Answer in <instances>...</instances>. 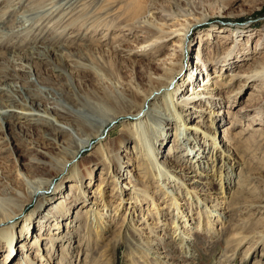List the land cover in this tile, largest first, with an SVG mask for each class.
I'll return each instance as SVG.
<instances>
[{
    "label": "bare ground",
    "instance_id": "1",
    "mask_svg": "<svg viewBox=\"0 0 264 264\" xmlns=\"http://www.w3.org/2000/svg\"><path fill=\"white\" fill-rule=\"evenodd\" d=\"M71 1L67 0L64 6L63 3L59 4L60 6H54H57V11L59 9L61 11L74 10L80 0L70 3ZM101 1L106 2V0H89L85 6L88 7L90 3ZM122 1L108 0L104 11L100 9L97 12L96 10L97 14L94 18L97 22L93 23L97 24L99 19H111L115 16L119 20L123 18L114 28L121 27V30L127 29L132 33L148 34L150 37L148 41H151V43L149 42L150 46L158 45L156 53L161 50L158 48L163 42L171 40L173 37L178 38V41L174 42V47L170 48L173 53L168 54L167 59L158 60L162 64L163 75H152L149 81L151 86L149 92H146L139 84L121 86L118 91L126 99L122 104L117 101L118 95L110 85L93 93L85 94L82 87L83 79L79 77V74L67 71L62 63L64 57L60 52L61 47H56L51 42L45 47L30 51V53L14 52L9 56L1 55V58L4 59L2 64H7L8 67L0 72V145H3L0 151L11 152L15 163L18 164L17 176L19 177L18 185L7 184L0 189V251H8L6 262L15 257L19 251L29 252L27 240L31 237L34 238L31 247L35 244L34 248L40 251H45L43 247H40L44 241L51 243L52 249L57 248L55 245L58 247L61 245L62 250H66V248L70 250L69 245L73 244L77 235L74 229L79 221L78 217H75V220L69 219L72 209L77 210L78 214L83 212L87 223H92V220L95 219L98 229L103 232H112L113 229H117L113 219L120 215L119 211L125 209L126 204L130 205L128 222L124 225L126 241L133 243L135 242V240L133 241L134 236L143 237L147 231H153L155 227L151 226L158 224L154 222L155 220L160 221L161 226L167 225L165 222L167 218L165 220L163 218L167 217V214L172 216L170 212L172 209L175 212L173 218L175 225L172 227V229H176L174 234L169 235L167 227L162 229L160 226H156V229L160 228L162 232L167 230L164 232L170 242L164 238L166 245L164 243L162 247L155 239L156 235L148 236L145 239H151V241H145V244L149 245L147 252L158 254L154 255V258L158 259L155 263L163 259L161 256V253L165 252L163 249L168 252L171 244L182 242L181 249L190 253L193 245L189 242V234L186 233V230H195L197 227H193L196 223L192 222L195 220L193 217L195 208L200 204L209 206L208 203L215 200L216 205L209 207L212 211L218 212L223 208L218 204L219 200L225 198L232 190L227 185L228 173L225 171L228 158L223 156V154H227L231 140L229 139L230 126H225L226 130L223 131L222 137L217 134L215 136L214 133L221 130L220 125H223L225 119L231 115L229 111H223L222 108L229 107V104L235 101L234 98L242 95L251 87L254 90L250 93L247 104L241 111L245 115L254 110L262 113L261 110L264 108V31L258 37L256 45L252 47L250 34L229 29L219 33L217 29H211L208 38L211 39L215 36L212 34L219 33L215 41L217 49L206 54L203 52V46L200 45L193 60V66L189 68L187 76L178 83V78L185 67L184 61L190 32L198 25L206 24L209 20V18L195 19L196 21L191 23V20H183L190 15L191 9L200 6L197 5V0H181L180 3L171 0V5H174L176 12L163 9L154 0L149 1L148 4L146 2L147 7L141 0H135V5H138V14L132 16L133 19L131 15L135 13L128 15L126 12L120 11L123 7ZM212 1L213 6H219L220 16L229 10V7L225 5V0ZM238 1L229 0V4L233 5ZM260 3H264V1L261 0ZM145 8L148 9L146 12L148 16L142 18V11ZM92 9L94 8L92 7ZM157 14L161 19H157L155 16ZM62 15L64 16L65 13ZM180 21L182 23H178ZM243 41H245L244 44L241 43ZM202 42L205 41L201 40L199 44ZM120 49L124 48L120 47ZM130 54H135V52L132 51ZM35 60L50 65L53 70L58 71L59 75H63L67 79V89L62 92L68 95L64 100L68 107H63L64 111L58 110L56 115L58 118L52 117L48 109L43 107L41 102H37L39 99L43 100L40 93L30 96L25 94L28 97L25 98L16 84L6 82L7 80L22 79L17 74L18 71L32 72L37 66ZM247 60L249 61L246 66L240 67L231 76L219 80L221 75H217V69L222 72L225 68L224 72L226 73L227 70L235 68ZM176 63L177 67H175ZM188 66H191V63ZM213 75L216 77H212ZM205 78H207L206 81ZM75 82L79 85H76ZM75 86H79V88L77 89ZM211 109H213L212 112ZM207 112L211 114L212 118L207 121L208 124L205 126V124L202 125V122ZM81 114H86L92 121V125L77 117ZM255 118L259 119L260 114ZM7 119H14L16 123L12 125ZM122 119L132 120L130 122L132 129L131 131L128 129L120 131V146L114 150L113 147L103 144V137ZM23 123L36 127V129L33 127V130L50 141L52 151L35 147L29 143L28 137L23 131L25 128ZM238 124L232 123L234 128L239 126ZM255 125L259 124L255 123ZM167 129L168 132L174 129V133H170L174 136L172 140L167 134ZM245 130L254 131L255 127L253 124H248ZM168 141L171 143H167ZM97 143L100 146L93 153L95 160L90 161V164L80 163L79 166V159ZM129 143L132 147L127 146ZM168 144L171 145L166 149ZM31 148H36L41 153L42 159L32 157L25 164L21 156ZM92 149L94 150L95 147ZM129 154L135 157L138 162H134ZM179 155H184L186 159L178 158ZM182 161L188 164L186 163L185 167L179 166L177 162ZM102 163L105 165L101 171L103 177L98 179L102 181L99 185L97 184L96 191L91 190L93 187L90 184L94 179L95 168L101 166ZM138 163L139 166L136 167ZM27 166L29 169L26 168ZM41 166L42 168H40ZM46 169L47 171H43ZM141 169L145 170V173H150L148 177H145L146 180H142L143 182H149L151 179L153 183L158 181L164 193H168V197L166 196L169 201L168 210L163 206L166 199L159 203L156 196L150 192V187H139L136 184L139 180L133 182L135 173ZM129 170L134 171V174L129 173ZM123 171L128 174V177L121 180L118 175ZM183 176L189 178L185 179ZM91 178L92 181L88 183L87 181ZM192 179L191 183L187 181ZM66 183L67 185L64 186ZM192 184L200 185L202 191L198 192L187 187ZM112 185L114 194L107 195V188ZM168 185L174 188L178 186V189L182 188V191H187L188 195H192L193 198L196 196V202L190 203L191 197L186 200L181 195L173 197L167 189ZM63 190L66 192L63 193ZM60 194L61 196L55 200L54 198ZM35 201L36 207L32 212L34 214L26 218L22 226L17 229L16 226L21 223L20 219L26 208ZM113 201L117 203L113 204ZM150 201L153 209H157L156 216L150 209L144 208V205ZM45 207L46 210H44ZM256 207L264 209V203H260ZM197 208L199 209V207ZM144 211H148L147 215L149 216L142 217L143 220L138 226L136 218L137 216L141 218L138 212L142 215ZM212 211L210 213H213ZM211 216L208 215V218ZM65 220H68L66 224ZM200 224L196 229L205 230V223ZM37 225H40V230L45 234L49 232L52 236L35 234ZM65 227L66 232H64ZM184 239H187L186 244ZM23 258H25L22 260L23 262L18 264H39L28 254L24 253ZM40 260L43 259L40 258Z\"/></svg>",
    "mask_w": 264,
    "mask_h": 264
},
{
    "label": "rangeland",
    "instance_id": "2",
    "mask_svg": "<svg viewBox=\"0 0 264 264\" xmlns=\"http://www.w3.org/2000/svg\"><path fill=\"white\" fill-rule=\"evenodd\" d=\"M66 1L67 0H1L0 72L8 67L7 64H2L4 59L1 58V55L9 56L14 52L30 53V51L45 47L51 42L54 43V46L61 47L60 52H62V56L64 57L62 63L65 65L67 71L72 73L75 72L83 79L82 87L84 88L85 94L93 93L100 90V88L102 89L110 85L113 87L112 90L118 95L117 101L122 104L126 99L125 96L118 91L121 86L126 87L127 84L136 86L139 84L146 92H149V89H151L149 81L152 75H163V70H161L162 64L159 63L158 60L167 59L168 54L173 53L170 48L174 47V42H177L178 38L173 37L171 40L163 42L158 48L161 50L156 53L155 50L158 45L150 46L151 41H148L150 39L148 34L138 31V33H132L127 29L121 30V27L114 28L123 18L119 20L116 18L117 16H115L111 19H99L97 23H100L99 25L93 23L96 21V18H94L95 15L100 9L104 11L105 4L108 0H106L105 3L102 1L93 2V4L90 3L91 6L89 5L88 7L85 6V4L89 0H80L76 5V9H65L64 11L59 9L58 12L57 6L54 5L60 6L59 4L63 3L62 5L64 6ZM75 1L77 0H72L70 3ZM134 1L135 0H123V7H121L120 11L126 12L128 15L135 13L131 15V17L136 16L138 14V5H135ZM149 1L153 0H141L144 4L146 2L148 4ZM154 1L157 5L163 7V9L176 12L174 5H171V0L170 2L169 0ZM175 1L180 3L181 0ZM260 2L261 0H239L237 3L230 5L229 0H225V5L229 7V10L225 11L223 16H220V12L218 13L219 6H213L211 4L213 3L212 0H197V5L200 6L191 9L190 15L183 18V20H191L190 23L195 19L205 20V18H209V20L206 24L198 25L190 32V40L187 41L188 48L186 49L187 53L184 61L185 67L178 78V83L187 76L189 68L193 66L192 63L197 54L198 47L200 45L203 46V52L206 54L212 53L217 49V45L215 44L217 36L220 32H224L225 29H229L230 31L240 30L245 32V34H250L252 47L256 45L258 37L264 31V3ZM92 7L94 9H92ZM146 12H148V9L145 8L142 11V18L148 16ZM64 13L66 16L62 15ZM157 15H155L157 19H161L160 15ZM110 20L112 21L110 22ZM178 23L182 22L180 21ZM110 27L111 29H109ZM211 29H217L219 33H211L215 36L210 39L208 35ZM201 40L205 42L199 44ZM244 42L245 41L241 43L244 44ZM120 47L124 49H120ZM177 49L176 47V50ZM132 51H134L135 54H130ZM251 59L252 57L250 60ZM248 61L249 60L242 64H238L237 67L227 70L226 73L224 72L225 68L222 72L220 69H217V75H221L219 80L223 77L226 78L231 76L240 67L246 66ZM35 62L37 61L35 60ZM57 62L60 64L59 61ZM190 63L191 66H188ZM36 65L37 66L32 72L18 71L17 74H19L22 79L13 81L7 80L6 82H13L16 84L22 96L25 98H28L25 94L30 96L40 93L44 101L39 99L37 102H41L43 107L48 109L52 117L58 118V116H56L57 112L64 111V109H62L63 107H68L66 101H64L68 95L62 92L67 89V79L63 75H59L58 71L53 70L50 65H46L42 61L37 62ZM166 67H168V65H166ZM175 67H177V63ZM212 77H216V75ZM217 79L218 77L216 80ZM206 80L207 78H205V81ZM75 84L77 85L78 83L75 82ZM75 87L77 89L79 88V86ZM253 90V87L249 88L245 93L234 98L233 100L235 101L229 104V107L222 108L223 111H229L231 115L225 119L223 125H220L221 130L214 133V135L216 136L217 134V136L221 135L222 137L224 134L223 131L226 130L225 126H230L231 135L229 139L231 140L227 154H223V156L228 158L225 171L228 173L227 185H229L232 190L229 191L230 193H228L225 198L219 200L218 204L220 207H223L221 210H218L219 213L212 211L211 207H209L216 205L215 200L209 202V206L200 204L197 206L199 209L197 207L195 208L193 212L195 220L192 222L196 224H194L193 227H199V224L204 222L205 230H197V227L195 230H186V233L189 234V242L193 245L190 253H186L181 249L180 244H182V242L169 245L170 248L168 252L163 249V251H165L161 253L163 259L158 263H155L158 259L154 258V255L158 254L151 252L152 255L147 252L149 251L147 250L149 245L145 244V241H151V239H145L146 237H154L156 235L155 239H157V242L163 247L164 243L166 245L164 238L167 239V242L170 239L165 234L167 230L162 232L160 228L165 229L167 227L169 228V235L171 234L172 236L174 234L176 229H172V227L175 225L173 223L175 212L172 209H170L172 216L167 214V217L163 218V220L167 218L165 221L167 225L161 226V223L159 224L160 221L155 220L154 222L158 224L151 226L155 227L153 231H147L143 237L134 236L133 241L135 240V242L133 243L126 241V229L124 225L128 222V214L130 212V205L126 204L124 207L125 209L119 211L120 215H117L115 219H113V223L117 226V229H113L112 232H103V230L98 229V224L95 219L94 221L92 220V223H87L85 220L86 216L83 215V212L78 214L77 210L72 209L69 219L75 220V217H78L79 221L76 223V227L78 228L75 227L74 229L77 235L73 240V244L69 245L70 250H67V248L66 250H62L61 245L59 247L55 245V248H57L52 249L51 243L44 241L40 247H43L45 251H40L34 248L35 244L32 246L33 248L31 247L34 239L31 237L27 240V249L29 252L19 251L15 257H12L6 262L8 251H0V264L21 263L23 262L22 260L25 259L23 258L24 253L25 255L28 254L31 259L38 261L39 264H264V209L256 207L258 204L264 203V108L261 110L262 113H258V111L254 110L249 111L247 115L241 111L247 104V99ZM260 105L261 102L259 103V106ZM212 111L213 109H211V112ZM258 114H260L261 119L259 118L256 120L255 117ZM77 117L83 119L87 124L92 125V121L86 114H81ZM203 118L202 125L205 124L206 126V124H208L207 121L212 117L211 114L207 112ZM7 121L11 122L12 125L16 123L14 119H7ZM130 122H132V120L122 119L115 124L111 130L105 133L103 144L111 146L116 150L120 146V131H126V129L131 131L132 129L130 128ZM233 122L239 123V126L234 128V125H232ZM255 123L259 125H255ZM23 124L25 125L23 131L28 137L29 143H32L35 147H41L52 151L50 141L42 137L37 131H34V126L31 127L29 124ZM248 124H253L255 130L246 131L245 129ZM224 127L225 129H223ZM34 129H36V127H34ZM170 133L173 134L174 129L169 130V132L167 129V134L170 135ZM170 137L171 140L174 138L172 135H170ZM167 143L171 142L168 141ZM170 145L171 144H168L166 149L169 148ZM2 146L3 145H0V148ZM99 146L100 144L97 143V145L95 144L92 146L95 147L94 150L91 147L90 151L85 152L79 159L78 165L80 166V163L84 165L90 164L95 160L93 153ZM127 146L132 147L131 143L127 144ZM179 156L178 158L180 159L182 157L183 160L186 159L184 155ZM32 157L42 159L41 153L38 152L36 148L29 149L26 154L21 156L25 164H27ZM129 157L132 158L134 162H138V160L130 156V154ZM177 163L179 166L185 167L187 162L182 161ZM138 166L139 163L136 167ZM26 168L29 169L28 166ZM40 168H42V166ZM104 168V163L95 168L94 179L90 184V186L93 187L91 190L93 189L96 191L97 184L99 185L102 181L98 179L99 177H103L101 171ZM132 170H129V173L134 174V171L131 172ZM43 171H47V169ZM17 172L18 164L15 163L11 152L0 151V189L7 184L18 185L19 177L17 176ZM149 174V172L145 173V170H137L133 182L135 183L136 180H139L136 183L139 187H150V192L156 196L159 203H162L163 200L166 199V196L168 197V193H164L158 181L153 183L151 179L149 182H143L142 180H146L145 177H148ZM118 176L123 180L128 177V174L123 171L120 172ZM183 178L188 179L189 177L183 176ZM193 179L187 181L191 183ZM90 181H92V178L87 182L89 183ZM88 183L87 186L89 185ZM66 185L67 183L64 184V186ZM113 187L112 185L110 188H107V195L111 193L114 194ZM187 187L193 188V190H197L198 192L202 191L200 185L192 184L191 186L187 185ZM167 189L172 193L171 195L173 197L181 195L185 200L191 197L189 202H196V196L193 198L192 195H188L187 191H182V188L178 189V186L174 188L168 185ZM65 192L66 190H63V193ZM209 193L212 194L213 192ZM205 194L207 193L205 192ZM60 196L61 194L54 199L57 200ZM116 203V201H113V204ZM168 204L169 201L167 200L163 206L166 208ZM35 207L36 201L28 205L25 213L20 219L21 223L16 226L17 229L22 226L26 218L34 214L32 212ZM144 208L150 209L154 216H156L155 213H157V209H153L151 201L147 205L145 204ZM168 209L169 207H167V210ZM44 210H46V207ZM210 211L213 213H210ZM72 212L74 213L72 214ZM138 213L141 218L139 216H137V218L135 216V218L137 219L136 221H138L136 224L139 226L143 220L142 217H147L149 215H147L148 211H144L142 215L140 212ZM208 215L214 216L208 218ZM67 221L68 220L64 221L65 224ZM151 221L153 222V220ZM208 224L209 226H207ZM39 226L37 225V229L35 228V234L48 237L52 236L49 232L45 234L44 231H41ZM156 226H160V228L156 229ZM64 230V232L67 231L66 227ZM184 243H187V239H184ZM11 255L13 256V254ZM40 258L43 260H40Z\"/></svg>",
    "mask_w": 264,
    "mask_h": 264
}]
</instances>
